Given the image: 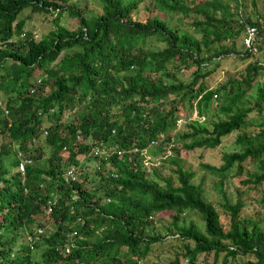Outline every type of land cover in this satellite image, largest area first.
<instances>
[{
  "label": "trees",
  "instance_id": "trees-1",
  "mask_svg": "<svg viewBox=\"0 0 264 264\" xmlns=\"http://www.w3.org/2000/svg\"><path fill=\"white\" fill-rule=\"evenodd\" d=\"M66 2L0 0V67L11 75L4 83L6 89L10 87L7 92L15 90V99L7 100L11 116L0 108V132H6L25 152L34 145L24 182L18 171L9 173L5 163L4 156L12 153L10 145L3 143L0 148V264H142L150 243L161 238L146 227L163 210L171 213L174 228L169 231L183 239L181 256L186 257V264H197L198 253L210 251L215 256L224 251V262L227 256L253 254L254 258L235 264H264V216L241 217L243 201L226 199L223 205L230 222L225 229L216 207L204 198L200 185L190 180L191 170L172 160L178 180L174 183L156 166L147 168L143 152L165 154L169 143L178 152V139L186 149L213 147L244 125L247 112L255 106L261 115L255 122L259 129L253 134L242 132L237 137L240 147L225 153L219 166H206L224 175L236 161L239 173L242 161L251 159L258 171L244 181L264 183V58L248 61L215 86L204 81L211 73L206 66L210 60L218 62L230 52L242 59L258 53L243 47L246 23L257 26L259 52L264 56V0L260 5L251 0L250 10L248 0H99L101 11L91 16L81 11L82 2ZM141 2L153 12L145 20L132 15ZM26 6L56 10V20L67 10L78 25L69 29L57 23L36 39L24 29L22 20L13 24ZM187 17L190 26L184 24ZM239 35L240 48L233 42ZM148 38L164 45L148 44ZM6 58L12 62L7 64ZM180 63L196 66L190 80L173 72L171 67ZM35 69L42 73L32 75ZM36 76L42 80L39 89L49 85L45 94L28 93L26 82L33 83ZM255 82L252 105L243 109L241 103ZM51 105L56 108L45 116L51 124L43 135L44 114L37 110ZM64 107L74 110L69 122L62 119ZM192 108L196 117L188 118ZM179 109H185L187 129L177 134ZM76 130L82 136L79 142ZM88 136L95 144L108 146L110 157L87 155ZM42 144L50 147L48 155ZM117 149L125 151L117 153ZM81 152L95 158L99 168L94 166L93 174L84 171L77 180L67 181L64 166L82 168ZM16 164L17 158L12 159L11 165ZM95 179L97 184H93ZM55 192L59 193L57 201L46 212L47 199ZM190 209L201 213L203 229L192 222L178 223ZM40 212L42 216L34 219ZM45 220L52 227H45ZM30 223L47 228L33 241V247H42L40 258L32 256L33 247L15 242L21 230L33 232ZM74 229L77 233L71 237ZM179 258L177 254L168 264H180Z\"/></svg>",
  "mask_w": 264,
  "mask_h": 264
},
{
  "label": "rangeland",
  "instance_id": "rangeland-1",
  "mask_svg": "<svg viewBox=\"0 0 264 264\" xmlns=\"http://www.w3.org/2000/svg\"><path fill=\"white\" fill-rule=\"evenodd\" d=\"M249 2L247 9H253L251 0ZM257 4L260 5V0H256ZM69 2H82L81 11L86 16L96 15L101 11L99 0H67L66 3ZM144 2H141L139 8L133 11V17L140 20H145L146 17H149V14L153 12L147 11L142 5ZM156 12V11H154ZM160 16L164 17L162 12H158ZM56 15V10L54 12L45 11L40 9H33L31 6L24 7L17 19L23 21L24 29L31 31V34L34 35L36 39L40 38L44 34H46L51 28H54L57 23L68 27L69 29H73L78 25V20L75 16L71 15L67 10L64 11L57 20L54 18ZM191 18L187 17L184 20L185 26H190ZM196 33L195 35L198 36ZM241 35L238 38L233 40L235 47L240 48L241 45ZM226 45L230 44V40L223 39L222 40ZM148 44L163 46V41L155 40L152 38H148ZM261 52H258L256 55H252L248 57V59L240 58L237 55V52H230L227 55L222 56L219 61L217 59L210 60L206 66L211 69V73L204 78V81L210 86H215L221 81H225L227 77L234 74L237 70L242 68L248 61L254 60L256 58H264L261 55ZM9 64L10 59L5 61ZM172 63L169 62L168 65ZM175 75L184 80L188 81L193 77V71L196 66L194 64L186 65L185 63L176 64L171 67ZM41 72L40 69H35L32 72V75H37ZM38 76H36L37 78ZM11 78L10 74L6 73V69L4 66L0 67V107L4 105L7 99L13 101L15 99V90H11L7 92L10 87L7 89L4 87V83ZM35 78V79H36ZM256 82L250 88L248 95L242 101L241 107L243 109L250 107L252 105L251 100L255 97V89ZM49 90V86L44 88V91L47 92ZM74 110L64 111L67 115L63 117L65 119H73L75 113ZM178 113L180 114V119L177 120V128L176 132L181 133L187 129L185 126L186 120L184 115H186L185 109H179ZM11 116V112L9 111ZM8 114V117H9ZM196 117V112L194 108L189 113L188 118ZM261 115L259 114L257 107L250 108L247 112V122L239 127L238 129H234L228 134L224 135L221 138V142L213 147L207 146H194L193 148L186 149V147L182 144V139L177 140L178 152L175 151L172 147V143L166 147L165 154L156 153L152 155L149 151L145 149V165L147 168L150 166H156L158 171L163 175H170L171 179L174 183H178L177 174L174 172L175 162L177 161L184 169H189L192 171L193 175L190 180L194 183L200 185L203 191V196L206 200L213 203L216 207L221 223L225 229L229 227L230 222V214L229 211L224 207V202L228 199L231 203H234L237 199H241L243 201V206L240 209L241 217H256V216H264V200L262 199V194L264 192V183H254L252 181L246 182L244 179L248 178L250 173L258 171L257 165L254 162H251V159H245L242 161V170L239 173H236V161L233 166L226 171V174L221 175L216 172L213 167L206 166V164H211L213 166H219L224 159L222 156L225 153H229L233 150H236L240 147V143L237 142V137L245 132L247 134H253L255 131L259 129V127L255 124ZM202 120L203 117H200ZM251 121V122H250ZM46 122V121H44ZM209 124V122H207ZM186 141L189 138H185ZM3 143L9 144L11 149L13 150L11 154L5 155V163L10 168V172L12 174L16 173V168L11 165L12 159H14L18 154L16 153V141H10L6 132H0V148ZM45 150V154L48 155L50 151L49 146H45L42 144ZM172 145V146H171ZM14 152V153H13ZM63 153L66 154V151L63 150ZM84 153L81 152L78 154L80 160H82L80 170L82 173L84 171L92 172V174L96 171L94 170V163L96 159H92L90 157H83ZM168 156L167 158H165ZM45 158V155L41 156V159ZM172 158V159H171ZM176 160L175 162L172 160ZM93 184H97V180L93 181ZM41 212L34 214L33 218L38 219L41 217ZM151 219V224L146 227V231L149 233H158L161 238L156 241L150 243V248L148 253L146 254L142 264H152V262H159L162 264H168L177 254H179L180 264H186L187 259L181 253L184 251V247L182 246L183 239L177 235L176 232H170L169 227H173L171 213L168 210H163L162 212L157 213ZM47 220H45L44 224ZM194 223L196 227L203 229L204 228V220L199 211L195 209L187 210L182 213V216L179 217L178 223L188 225L189 223ZM263 222V221H261ZM34 223H30L32 228L36 229V231H45L47 228L38 227L39 225L33 226ZM51 226L52 223L45 224V227ZM175 231V230H174ZM27 229L21 230V234H19V238L15 241L17 244L22 242L24 244H28L30 234L26 235ZM35 237H38L36 235ZM191 244L192 241H190ZM16 244V245H17ZM18 246H16L13 252L16 251ZM42 247H34L32 248L31 254L34 258H40V251ZM224 251L219 252L215 256L213 251L210 252H200L197 255V264H235L237 261L242 258H254L253 254L246 255H236L235 257L227 256L226 262H224Z\"/></svg>",
  "mask_w": 264,
  "mask_h": 264
},
{
  "label": "clouds",
  "instance_id": "clouds-1",
  "mask_svg": "<svg viewBox=\"0 0 264 264\" xmlns=\"http://www.w3.org/2000/svg\"><path fill=\"white\" fill-rule=\"evenodd\" d=\"M7 59H9V58H6L5 61H6ZM247 59H248V58H247ZM5 61H4V62H5ZM11 62H12V60L10 59L9 64H10ZM40 73H42V72H40ZM41 83H42V80H41L40 76H38L36 79H34V82H33V83L27 81V82H26V87H27L28 93H29V94H34V95H36V94H38L39 92H42V91H43V93H41V94H45L46 92L44 91V88L48 87L49 85H45V86H43V88L39 89V86L41 85ZM7 100H8V99H7ZM0 108L2 109L4 115L8 114V112H9V108H8V106H7V101H6V103H5L4 105H1ZM55 108H56V107H55L54 105H51V106H49L48 108H46L45 110L42 109L41 107H39L38 110H37L39 114H41V115L44 114V116H43V119H44V120H43V124L41 125V131H42V134H43V135H45V134L48 133V127H49V125L51 124V121L49 120V118H46L45 116H46L47 112H53V111L55 110ZM65 110H66V111H70V110H72V109L69 108V107H66V109H65V107H64V109H63V116H64V115H67L66 113H64ZM62 119H64V120L67 121V122L70 121V119H65L64 117H63ZM44 121H46V122H44ZM81 138H82V136H81L80 132L76 130V132H75V140H76L77 142H79V140H80ZM88 139H89V141H88ZM86 141L89 142L91 145H92L93 143H95V142H94V139H91L90 136H88V137L86 138ZM90 144H89V145H90ZM91 145H90V146H91ZM33 147H34V145L32 144L31 147H30V149L27 150V151L25 152V151H23L22 149H20V148H18V147L16 146V153H17L18 155L15 157V158H17V164H16L15 168H16V172H17V171L19 172V176H20V179H21L22 182H24L23 180H24V177H25V166H26V164L32 162V159H31L32 157L30 156V152H31V150H33ZM62 148L68 150L66 145H63ZM12 151H13V150H12ZM89 151H90V148H89ZM89 151L87 152V155L90 153ZM13 153H14V152H13ZM84 155H85V154H84ZM84 155H83V157H84ZM21 164H22V167L20 166ZM71 165H74V166L76 167V170H77V172H76V174H77V178H76L75 180H77V179L79 178V174L82 173V171L80 170V166H79L78 164H69V165L64 166V169H63V176H64V178H65V175H64V174L66 173L67 168H68L69 166H71ZM93 167H94V166H93ZM95 167H96V166H95ZM65 179H66V178H65ZM66 180H67V179H66ZM75 180H70V179H68L67 181H75ZM74 191H75V190H74ZM74 193H75V192H74ZM74 193H73V194H74ZM58 195H59V193L55 192L53 195H51V196L48 197V199H47V207H48V204H49V203H48V200H52V199L56 196V200H55V202H53V204H52V208H53L54 204H55L56 201H57V197H58ZM47 207H46V212H49V211H47ZM51 210H52V209H51ZM51 210H50V211H51ZM38 227H44V226H38ZM74 230L76 231V229H74ZM44 231H45V229H44ZM44 231L37 232L36 229H34L33 232L30 233V231H28V232L26 233V235L30 234L29 241H27L29 247H33V241L37 238V237H35V236H36V235L39 236V234L43 233ZM76 233H77V231H76L75 233H73V230H72L71 233H70L71 237H73L72 235H75ZM0 248H1V245H0Z\"/></svg>",
  "mask_w": 264,
  "mask_h": 264
},
{
  "label": "built area",
  "instance_id": "built-area-1",
  "mask_svg": "<svg viewBox=\"0 0 264 264\" xmlns=\"http://www.w3.org/2000/svg\"><path fill=\"white\" fill-rule=\"evenodd\" d=\"M239 22H242V20H239ZM243 47L246 48L247 50L250 51V53H257L260 51L259 47H258V41L260 39V33L259 30L257 28V26L255 24H250V23H246L243 25ZM89 141V139H88ZM156 141H154V143H156ZM145 150V149H144ZM143 150V152H144ZM117 153H121L125 150L122 149H117L116 150ZM90 154L93 155H101L103 156L105 159L110 157V149L108 148V146L104 145H99V144H95L93 143L90 146ZM146 155V152H144ZM146 162V159L145 161ZM95 164V163H94ZM22 167V164L20 165ZM96 166V165H95ZM96 168H99V166L97 165ZM77 170L76 167L74 165H71L67 168L65 175V178L68 180H75L77 178V174H76ZM112 174H116L114 172H111ZM73 197H76L75 193L73 194ZM108 199V198H107ZM56 200V196L52 199V200H48V207H47V211H50L52 209V204L53 202H55ZM37 232H41V229H39V231ZM76 231L73 230V233H75Z\"/></svg>",
  "mask_w": 264,
  "mask_h": 264
}]
</instances>
